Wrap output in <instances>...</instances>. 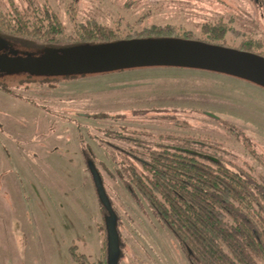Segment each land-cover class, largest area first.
Returning <instances> with one entry per match:
<instances>
[{
    "label": "rangeland",
    "instance_id": "obj_1",
    "mask_svg": "<svg viewBox=\"0 0 264 264\" xmlns=\"http://www.w3.org/2000/svg\"><path fill=\"white\" fill-rule=\"evenodd\" d=\"M29 8L41 13L37 44L52 35V18L60 33L49 44L59 47L94 20L122 39L167 26L189 40L264 52V0H0L7 18ZM41 81L0 78V264H80L73 255L100 264L104 213L83 153L116 215L117 264H189L148 202L126 189L127 170L149 146L204 141L264 181V89L254 83L175 67Z\"/></svg>",
    "mask_w": 264,
    "mask_h": 264
},
{
    "label": "trees",
    "instance_id": "obj_2",
    "mask_svg": "<svg viewBox=\"0 0 264 264\" xmlns=\"http://www.w3.org/2000/svg\"><path fill=\"white\" fill-rule=\"evenodd\" d=\"M39 16L41 13L31 8L23 12L15 9L9 19L0 14V38L21 47H32L33 51L58 48L49 44L52 35L60 33L56 25L50 23L52 18L47 21V27H52L53 32L44 39L45 45L31 40L34 34L40 35ZM44 16L49 19L48 14ZM81 25L74 42L60 47L134 39L131 36L122 39L117 31L100 26L94 20ZM184 34L173 27L153 25L142 29L138 38L188 39ZM201 42L223 46L208 40ZM248 52L264 56V52L258 53L252 48ZM24 76L28 81L34 78ZM51 78H40L43 81L39 83L66 77ZM172 140L171 144L157 143L146 148L139 167L130 166L127 170L126 189H133L148 202L157 219L177 240L189 264H258L264 261V181L250 170L231 166L212 151H205L204 141L195 149L187 138ZM83 158L88 171L89 165L96 169L84 153ZM99 204L104 213L100 264H109L105 226L108 214L100 201ZM120 254L119 248L116 264ZM73 260L86 263L82 255H73Z\"/></svg>",
    "mask_w": 264,
    "mask_h": 264
},
{
    "label": "water",
    "instance_id": "obj_3",
    "mask_svg": "<svg viewBox=\"0 0 264 264\" xmlns=\"http://www.w3.org/2000/svg\"><path fill=\"white\" fill-rule=\"evenodd\" d=\"M147 67L202 70L246 80L264 89V56L198 40L134 38L100 44H84L19 51L0 38V78L29 75L34 78L76 77ZM90 175L105 219L109 264H116L119 251L115 213L97 170Z\"/></svg>",
    "mask_w": 264,
    "mask_h": 264
},
{
    "label": "flooded vegetation",
    "instance_id": "obj_4",
    "mask_svg": "<svg viewBox=\"0 0 264 264\" xmlns=\"http://www.w3.org/2000/svg\"><path fill=\"white\" fill-rule=\"evenodd\" d=\"M59 47V46H58Z\"/></svg>",
    "mask_w": 264,
    "mask_h": 264
}]
</instances>
